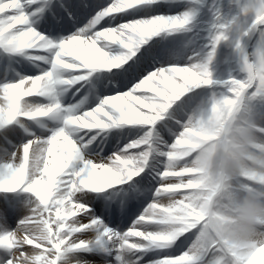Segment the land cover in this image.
<instances>
[{
  "label": "bare ground",
  "instance_id": "1",
  "mask_svg": "<svg viewBox=\"0 0 264 264\" xmlns=\"http://www.w3.org/2000/svg\"><path fill=\"white\" fill-rule=\"evenodd\" d=\"M117 1L110 10L118 9L120 13H126L128 19L124 23H120L114 31H102V26L110 25L115 18L119 17V14L108 18L101 25L97 23L100 19H97L92 26L90 25L91 28H95L91 34L92 41L100 46L103 45L110 57H104L96 51L93 55L89 54L86 49L93 47L86 45L87 43H83L82 46L71 44L68 47H62L57 52V59L53 62L52 69L56 74L54 82L57 93L37 91V83L33 79L24 81L21 86L0 85V236L5 235V238L0 241V264H111L108 259L113 254L116 238L115 235L112 236L111 233L103 230L101 226L103 222L96 217V215L103 217L108 222V217H105L101 206L108 211L109 208L112 209L111 204L114 202L101 201L105 190L128 182L142 183V178L150 171L157 172V177L164 175L160 173L163 167L161 159L167 154L156 156V153L153 152V155L151 153L152 150L158 149L157 147L159 149L165 147L166 139L170 137L171 127L178 125L175 119L170 118L174 112L175 102L192 91L206 87H224L233 83L241 88V92L249 87V85H242L237 77L232 80H227L228 78L219 80L215 77V73H211L210 59L207 54L204 57L200 56L208 48L207 43L186 44L182 47L185 56L176 50V45L171 46L174 43L172 37L180 30L189 28L187 30L189 31L191 29L189 26L194 28L199 20L209 15L206 13L204 0H186L194 4L187 15L186 11L171 12L173 10L163 5L156 6L152 11L146 9L148 4L160 0ZM163 1L172 3L178 0ZM143 4L147 6H142ZM139 6H142L140 7L142 9L136 10L135 13L131 12L133 8ZM41 7V0H16L9 5H4L2 2L0 15L6 11H14L16 16L11 18L9 28H22L28 19L38 18ZM110 10L99 15L102 16ZM222 10L225 9L221 8L220 12ZM259 24L264 26V15L253 23L248 32L250 36L259 30ZM201 28L199 27L197 31L201 32ZM113 32L123 34L125 37L114 38ZM165 35L168 39L164 38ZM29 47L54 54L47 44L37 40L36 37L31 39ZM158 47L163 49L167 47L164 51L166 57L153 61L162 51V49L158 50ZM121 52L127 53L128 57L131 56L134 59L147 60L149 64L147 69L157 68L146 77L137 75L140 80L126 78L128 91L121 92L117 89L110 92L107 97L93 103L91 113L82 111L74 114L72 110L68 115H64L59 108L46 113L47 109L58 104L67 92L76 93L80 89L82 77L85 76L81 74L87 66L105 68L104 61L109 59L108 62H116L118 58L116 56ZM167 52H172L175 57L167 56ZM25 56L26 59L30 57L29 63L38 69H42L38 62L46 65L51 62L50 57L40 53H25ZM58 57H62L63 60L58 61ZM26 59H14L12 63L21 64L18 69L22 70L23 65H29ZM181 59L182 61H179ZM83 62L88 63L85 65V70ZM115 62L110 63V66H115ZM181 62H184V65H176ZM132 80L134 82H131ZM50 82L53 84L52 80ZM26 95L29 97L23 99ZM40 100L55 103L43 106L39 104ZM15 107H20L19 116L16 115ZM239 109L241 110V105ZM203 111H209L211 115H215L213 108L203 109ZM165 117L170 119V127L166 126ZM61 119H64V126L57 128L48 139H43L42 137L52 129L51 125H58ZM129 125L132 126L127 127ZM199 125V121H195L181 128L176 140L172 139L174 147L169 149V158H174L176 162L185 165L197 148L219 140L222 144V158L219 160L216 171L220 174L219 186H223L225 182L230 181L226 175L229 167L225 161L226 122H219L216 129L210 126L206 132H203ZM125 128L132 133L140 130L146 132V136L141 140L126 141V144L122 146L128 150L126 154L120 149L122 147L117 137L118 132ZM61 131H67L78 139L84 140L89 137L85 143H92L91 146L96 144L95 147L99 151L113 149L111 155L104 158L102 163L92 164L94 168L92 170L86 167L73 169L71 167L82 158L84 159V156L81 158L73 144L69 149L67 145L59 141L55 143L54 136ZM17 132L19 136L15 135ZM22 133L25 134L22 135ZM24 136L27 139L21 144ZM29 141L33 142L30 148L27 147ZM194 141L197 144H193ZM133 150L143 151L144 154L139 156V161L134 157ZM149 154L152 155L150 163L147 162ZM53 156L57 162L56 173L52 169ZM180 164L173 176L181 188V199H189V202L185 200L188 205V208H185L187 213L184 212L183 217L177 218L182 221L180 227L190 228L193 231L196 223L188 225L186 223L205 216L210 234L214 239L213 242L203 245L201 257L217 242L221 249L214 250L213 247L209 250L212 254L217 253V264H223L224 261H229L230 264H264V204L259 207L254 220L248 218V223L254 228L245 234L243 240L229 242L223 237L222 231L215 226V221L219 219L222 224L226 221L239 223L241 219L232 209L236 207V203L233 201L218 204L216 193H212L209 196L211 199L206 202H195L192 195L198 190L196 184L191 181L194 180L193 176L201 174L202 163L193 162L194 167L189 170ZM66 165L68 167L64 169ZM195 167H199L198 170ZM72 174L73 185L67 187ZM122 177H126L125 182L121 181ZM262 183L264 184V180ZM238 191H241L240 185ZM168 192L161 185L156 192L149 194L155 206L143 212V215L148 216L147 218H134L130 227V236L138 243L148 239H151L152 243L127 245L126 248L132 256L127 257L128 253L123 252V263L129 264L131 261L136 264L150 259L146 258L149 255H146L148 252L171 256L173 258L171 264H193L197 260L194 253L200 247L198 239L183 252V257L179 253L174 254L175 247L169 249V246L178 243L179 240L188 238L189 234L181 238L175 236L173 239L171 237L166 239L154 237L153 239L150 236L157 234L155 229L161 226L153 219H159L163 214L159 207L164 205L162 199ZM182 204L179 202L178 207H184ZM194 207L197 212L193 209ZM217 208L222 210V216H219ZM135 212H125L126 214L121 213L112 217V226L122 228L120 225L122 217L125 215L126 220L131 217L130 215L135 217L138 211ZM10 225L12 228L9 230ZM256 228L262 230L255 233ZM254 233L256 237L253 236ZM247 238L251 240L249 243L244 241ZM57 243L58 246H56ZM36 245L39 246L35 247ZM45 248L47 250L43 251L42 249ZM242 248L250 254L242 256ZM118 254V250H115V255ZM6 257L8 260H5Z\"/></svg>",
  "mask_w": 264,
  "mask_h": 264
},
{
  "label": "rangeland",
  "instance_id": "2",
  "mask_svg": "<svg viewBox=\"0 0 264 264\" xmlns=\"http://www.w3.org/2000/svg\"><path fill=\"white\" fill-rule=\"evenodd\" d=\"M210 5V9L215 8L216 10H220L223 7L225 9V11H223V13L220 15L221 17L219 19H215L218 20L216 24H208L202 30L203 35L209 38L211 41V47L209 50H213V54L210 57V67L214 68V71H216V74L220 78H232L234 76H239L243 84H247L252 80V77H254L252 88L245 96V103L248 112L252 115V121L264 125V38L259 34L251 45V48L248 50V52H246L248 31L253 22L264 14V0H213L211 1ZM190 10H192V6H190ZM209 17L211 16H208V18ZM187 38L189 39V36H183L179 38V44L184 43ZM180 45L182 46L183 44ZM247 53H249V59L247 58ZM225 90L226 92L222 89L213 88L201 92L200 100H184L180 105V110L182 111L181 118L184 119L181 120V124L185 125L186 121L190 119V121L199 120V122L203 124L204 127L206 125L213 126L215 124V116L217 114L221 113L222 117H228L233 114L236 107L241 102L242 96L238 95L239 89L233 87L232 85L228 86V88ZM198 104H206L210 108L214 107V113L216 115L212 117L210 115L199 113L192 114V111L198 108ZM174 131L176 132L178 129H175ZM229 131L236 133L230 134L232 137H237L240 139L242 138L247 144L249 142L248 147L243 146L242 142L236 144L232 142L229 143V150L231 152V158L229 159L231 170L229 174L232 173L234 175V173H238L237 170H241V173L244 172L246 170V163L242 159V156L240 162L232 158L234 157L232 154L241 152V154L249 155L251 158L257 155L258 152L252 148L255 146V144L264 146V131L259 130L260 132L256 133L251 130H247L246 133L241 136V132L239 133V131H244V128H238L234 120H232L229 125ZM257 141L258 143H256ZM213 153L216 155L219 153V148L216 143H212L210 147L206 146L202 148V150L199 152V155L205 159L206 154L212 156ZM86 163L89 162L86 161ZM216 164L217 163L215 160H213L209 163L206 162L205 166L211 168L216 166ZM254 170H256V168ZM248 176H250V174H248ZM245 179L246 180L232 179L229 181L225 185L226 189L221 194H219L218 199L221 201L234 200L236 202L235 197L239 198V194H237L238 184H241V188L242 186H245L247 191L252 193V190L255 187L254 179ZM216 182L217 176L214 175L213 181L211 182V187H209V185L207 186L205 183H202V185L209 187L210 190L206 191L204 194H195L194 197L201 199L208 198L211 194V191L216 187ZM240 197L241 217H247V212H250L252 209V206H250V200L248 199L246 193L241 192ZM179 198L180 197L176 196L174 197V200ZM181 213L182 211H180V214ZM218 223L221 225L220 220H218ZM242 223L241 231H244L245 229H243V227H247L248 225L244 221ZM230 227V225H224V236L226 239L237 238L236 233L232 232V228ZM182 230V228L178 227L174 234L178 235V233H180ZM160 231L164 234L168 230L161 228ZM192 236L199 239L200 242H206L207 240L208 242L212 241L210 231H208L205 221L203 222V225L197 228ZM191 240L192 242L194 241L193 238H191ZM215 256L216 253H207L206 256L199 259L198 263L196 264H216L217 262L214 259ZM152 258L154 259L153 261H161L158 256Z\"/></svg>",
  "mask_w": 264,
  "mask_h": 264
}]
</instances>
